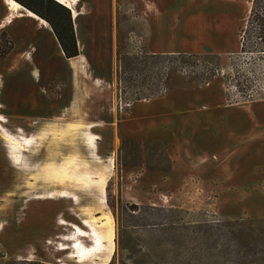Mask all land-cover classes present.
<instances>
[{"label": "rangeland", "instance_id": "374dc122", "mask_svg": "<svg viewBox=\"0 0 264 264\" xmlns=\"http://www.w3.org/2000/svg\"><path fill=\"white\" fill-rule=\"evenodd\" d=\"M224 2L239 14L229 52L177 59L153 57L135 0H82L79 72L47 22L4 17L0 264H230L210 228L241 218L258 221L264 264V45L253 0ZM97 240L111 259L80 263Z\"/></svg>", "mask_w": 264, "mask_h": 264}, {"label": "crops", "instance_id": "0c3cea01", "mask_svg": "<svg viewBox=\"0 0 264 264\" xmlns=\"http://www.w3.org/2000/svg\"><path fill=\"white\" fill-rule=\"evenodd\" d=\"M135 1L138 5L140 14L145 19H147V21L149 22L152 28L153 37L151 41L153 47H155V49L157 50L154 51L156 54L220 55L222 53L229 52L230 50L229 46L231 47L233 46L232 43L233 37H232V33L229 31V28L232 26H237V21L239 20V14L229 13L225 11L223 7L225 0H217L216 3L214 2L213 5L211 6H206V0H135ZM197 1L200 4L196 3ZM1 4H2V0H1ZM199 17L202 19L201 26L196 27L194 21ZM3 19H4V15L0 21V25ZM75 21L76 20H74V26H75ZM11 26L12 25L8 27ZM65 60L67 66L69 67V70L71 71L70 66L68 64V61L71 59L65 58ZM31 61H32V57H31ZM34 73H37V78L34 76ZM88 75L89 78H87V82L90 79H92L95 86L103 87V83L98 84L96 82L97 79L100 78L93 76V71L91 68L89 69ZM31 76L36 82H40V73L38 72V70H33ZM73 82H74V76H73ZM105 89L106 88H104V90ZM88 97L90 99V96ZM99 102L102 103L101 98H99ZM73 104H74V99H73ZM70 107L72 108V104L71 106H68V108H65L63 111L66 110L69 111ZM111 109L112 107L109 109L110 114H112ZM190 121H191L190 122L191 127H193V133H198L202 125L196 119H191ZM209 121H214V120L209 119ZM200 158L203 161L205 160L209 161L208 159L210 158V155L201 156Z\"/></svg>", "mask_w": 264, "mask_h": 264}, {"label": "trees", "instance_id": "16d2710c", "mask_svg": "<svg viewBox=\"0 0 264 264\" xmlns=\"http://www.w3.org/2000/svg\"><path fill=\"white\" fill-rule=\"evenodd\" d=\"M24 8L32 11L40 19L46 21L57 38L66 59L79 57L78 40L73 22V16L67 7L55 0H14ZM264 0H253V8L250 17V25H256L257 38L264 45ZM243 49V42H242ZM5 54V53H4ZM172 56L177 59H197L199 55H153V57ZM210 56V55H207ZM212 56V55H211ZM214 56V55H213ZM132 71H135L133 66ZM176 88L180 86L175 85ZM174 87V88H175ZM136 100H139L136 98ZM255 220L237 219L223 221L210 230L216 232L217 238L213 240L218 247V240L224 239L223 252L230 264H257L258 237L256 235ZM215 234V235H216ZM9 264H41L38 262L12 261Z\"/></svg>", "mask_w": 264, "mask_h": 264}, {"label": "bare ground", "instance_id": "6f19581e", "mask_svg": "<svg viewBox=\"0 0 264 264\" xmlns=\"http://www.w3.org/2000/svg\"><path fill=\"white\" fill-rule=\"evenodd\" d=\"M57 2L61 3L68 9L72 11L73 19L77 20L78 17L84 14V10L82 9L81 13L79 14V7L82 3V0H56ZM3 6H5L6 14H5V22L11 20L21 21L24 19H30V20H41L42 22H45L44 20L40 19L36 14L29 11L28 9L24 8L21 4L14 0H2ZM27 12V13H26ZM4 20V19H3ZM49 25V24H48ZM82 53V52H81ZM70 69L74 72H79L80 70H86L87 63L85 58L83 57V54L81 56L73 58L68 61ZM35 74V73H34ZM104 230L108 232L109 228L105 227ZM83 235V234H82ZM85 236V235H84ZM103 243V242H102ZM82 245H80L81 247ZM104 246V245H103ZM103 247H100V240H97L93 247L91 248H85L82 250L79 255L77 256L78 261L80 263H84L89 259L97 258L99 256L100 260L105 263L108 262L111 259V256L113 254V244L112 240H110L106 245L105 249Z\"/></svg>", "mask_w": 264, "mask_h": 264}, {"label": "water", "instance_id": "95a60500", "mask_svg": "<svg viewBox=\"0 0 264 264\" xmlns=\"http://www.w3.org/2000/svg\"><path fill=\"white\" fill-rule=\"evenodd\" d=\"M56 1V0H55ZM79 13V12H78Z\"/></svg>", "mask_w": 264, "mask_h": 264}]
</instances>
